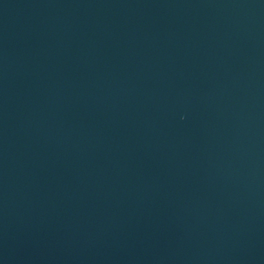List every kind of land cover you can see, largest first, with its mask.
Listing matches in <instances>:
<instances>
[{"label":"water","instance_id":"1","mask_svg":"<svg viewBox=\"0 0 264 264\" xmlns=\"http://www.w3.org/2000/svg\"><path fill=\"white\" fill-rule=\"evenodd\" d=\"M0 264H264V0H0Z\"/></svg>","mask_w":264,"mask_h":264}]
</instances>
